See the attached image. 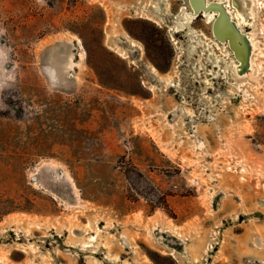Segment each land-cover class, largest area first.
<instances>
[{
  "label": "rangeland",
  "instance_id": "obj_1",
  "mask_svg": "<svg viewBox=\"0 0 264 264\" xmlns=\"http://www.w3.org/2000/svg\"><path fill=\"white\" fill-rule=\"evenodd\" d=\"M255 2L239 78L187 0H0V264H264Z\"/></svg>",
  "mask_w": 264,
  "mask_h": 264
},
{
  "label": "bare ground",
  "instance_id": "obj_2",
  "mask_svg": "<svg viewBox=\"0 0 264 264\" xmlns=\"http://www.w3.org/2000/svg\"><path fill=\"white\" fill-rule=\"evenodd\" d=\"M255 1L258 2V0H187V4H188L187 6L190 9V13L187 15H189L190 20H188L187 22H184L182 20L184 22L183 24H191V21L194 20L196 16L197 17H198V15H201L203 17L205 16V22L207 24H211V33H212V37H213V40L211 42L214 45L215 49L221 52V51H223L222 50L223 47L221 48L220 45H224V47L228 46L234 52L236 51V55L235 56L233 55V57H234L233 59H235V62L233 61L234 62L233 67L235 70V75L239 78L248 76V73H249L248 69L249 70L254 69V68L251 69V67L254 66L253 64H255L253 61L254 57L252 58L253 52L256 50H259V49H257V46H256V40L257 39L255 38L256 39L255 40L251 34L245 33L243 31V27H245V24L247 23L249 16L253 15L252 5H254L253 3ZM255 5L257 6V4H255ZM260 5H264V4L260 3ZM167 8H170L169 3H167ZM183 11H184V9H182V11L180 13H183ZM140 18L143 20H147L149 22H152L156 25H159L158 22L155 21L153 18H150V17H140ZM169 31H170V34H173L172 29H170ZM177 32H174V34H176ZM243 32H244V34H242ZM250 33H252V32H250ZM119 34L121 35V33H119ZM124 35L123 36L126 38V41L129 43V46L131 48H135L137 51H140V53L143 51V47L139 42L130 39L129 36L126 34H124ZM71 40L76 45V47L78 46L81 49V51L77 55V58H78L77 61L73 60L72 56L67 57V61L64 64V69L68 70V71H73L75 68L83 69L84 66L82 63H83L84 58H85V51H84L83 46H82V41L79 37H77L75 35L71 36ZM171 41L173 44L177 45V42L175 41L173 36H171ZM108 49L110 51L114 52L115 54L119 55L123 59L127 58L126 54L121 50H118V49H115L112 47H108ZM260 50H261V48H260ZM141 54H143V53H141ZM259 54L258 55L261 57H263V55H264L263 52H260ZM258 55L256 53V56H258ZM237 57L239 58L238 60H236ZM254 60H255V58H254ZM256 65H258V67H260V70H261V68H262L261 63L257 64V62H256ZM147 69L149 70V73L151 74L152 78H154L156 81L164 82V84L171 85L169 78H167L166 80L163 79V76L161 74H159V72L157 71V69L154 66L148 65ZM256 70H259V69H256ZM49 71H50L51 79L52 80L57 79L56 70L50 68ZM208 84H209V82H208ZM150 87H151V89H149V90L152 91L153 86H150ZM244 92H246V91H244ZM245 96H247V95L245 94ZM21 219H25L27 221L30 220L31 223H36L38 221V219L36 217L32 219V218L25 216V215L21 216ZM27 223H29V222H27ZM86 226L89 228L88 224ZM97 230H99V229H97ZM96 236H91L89 239V242L95 240ZM84 246L89 247L90 245L87 244ZM29 248H31L33 250L31 244L29 245ZM22 252L24 253V251H22ZM44 260H45V258H44ZM44 260L42 262H44ZM105 260H107V259L105 258ZM117 261L118 260L116 259V262ZM146 261L149 262V260H147V259H146ZM33 263L34 262H32L31 264H33ZM99 264H102V263H99Z\"/></svg>",
  "mask_w": 264,
  "mask_h": 264
},
{
  "label": "clouds",
  "instance_id": "obj_3",
  "mask_svg": "<svg viewBox=\"0 0 264 264\" xmlns=\"http://www.w3.org/2000/svg\"><path fill=\"white\" fill-rule=\"evenodd\" d=\"M3 32V29H0V33ZM8 79H11V77H8ZM3 85H0V87H2Z\"/></svg>",
  "mask_w": 264,
  "mask_h": 264
}]
</instances>
